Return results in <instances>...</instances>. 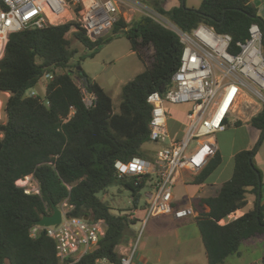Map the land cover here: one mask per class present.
<instances>
[{
  "label": "trees",
  "instance_id": "16d2710c",
  "mask_svg": "<svg viewBox=\"0 0 264 264\" xmlns=\"http://www.w3.org/2000/svg\"><path fill=\"white\" fill-rule=\"evenodd\" d=\"M164 2L143 0L183 31L192 32L205 24L217 33L229 34L232 53L238 51V43L249 38L251 25L258 24L264 47V20L251 0H202L198 9L184 3L166 9ZM73 28L80 44L92 50L89 57H94L105 42L125 37L145 63V70L122 87L118 111L80 62L76 68L81 73L75 78L71 62L76 51L67 38ZM108 35L91 42L80 24L72 21L10 36L0 59V92L10 93L4 108L6 122H0V264H60L55 241L45 233L31 238L30 229L65 201L74 206L69 216L94 217L107 224L105 236L75 264H98L103 258L121 264L117 248L133 237L131 226L137 219L123 211L113 213L98 194L113 185L125 187L132 192L137 209L148 177L119 178L115 163L149 157L143 151V146L152 142L148 97L168 91L180 66L183 46L174 31L144 14L132 22L121 16ZM46 73H52L54 79L46 85L44 99L28 96ZM83 89L93 99L91 106L85 102ZM250 125L261 135L259 145L237 153L231 180L215 196L193 204L209 264L223 263L239 253L243 242L264 235V204L259 201L264 183L254 163L264 140V107ZM220 164L221 157L216 154L195 183H204ZM30 175L38 181L41 195H26L16 185ZM249 195L255 198L254 207L225 223L228 216L248 205Z\"/></svg>",
  "mask_w": 264,
  "mask_h": 264
},
{
  "label": "built area",
  "instance_id": "2783aa9c",
  "mask_svg": "<svg viewBox=\"0 0 264 264\" xmlns=\"http://www.w3.org/2000/svg\"><path fill=\"white\" fill-rule=\"evenodd\" d=\"M122 4L174 31L183 46L180 66L172 76L168 91L165 94L155 92L148 97L152 107L150 139L159 145L154 158L135 157L127 163H115L119 178L146 176V185L153 188L145 194V216L140 220L142 228L138 238L121 254V264H132L149 218L171 215L181 220L198 216L193 206L174 205V188L182 172L198 176L216 156V135L225 130L227 119L238 112L245 100L260 101L263 109L264 47L258 24L251 25L249 38L238 43V51L232 53L229 34L217 33L205 24L192 32L183 31L140 0H0V59L12 34L72 21L80 24L91 42H96L112 31L122 16ZM43 78L51 81L54 75L46 73ZM83 93L86 102L88 94L84 89ZM28 96L36 97L37 94ZM92 102L90 97L87 106ZM183 104L190 106L185 113V128L180 137H172L167 106ZM16 185L26 195H41L33 175L18 180ZM73 208L65 201L60 207L62 220L59 225L46 227L36 223L30 229L31 238L45 233L55 241L60 264L79 262L107 230L102 219L69 216ZM99 263L113 264L107 258Z\"/></svg>",
  "mask_w": 264,
  "mask_h": 264
},
{
  "label": "crops",
  "instance_id": "0c3cea01",
  "mask_svg": "<svg viewBox=\"0 0 264 264\" xmlns=\"http://www.w3.org/2000/svg\"><path fill=\"white\" fill-rule=\"evenodd\" d=\"M140 1L143 2V0ZM166 2L167 0L164 2L166 9L177 7H167ZM180 3H182L181 0ZM251 3L257 8L258 15L264 20V0H251ZM122 8L128 9L123 12V16L127 21L136 20L142 15L141 11L129 9L127 5ZM261 110L262 107L259 106L257 101L245 100L238 112L227 119L225 130L216 135L217 154L221 157L220 166L202 184L195 183L194 180L197 176L189 172H182L174 188L173 201L175 206H193L194 202L201 198L213 197L224 183L231 180L235 155L241 151L253 150L255 143L261 139V135L258 136L253 130L251 132L249 128H253L250 121ZM230 128L235 129L230 130ZM240 136L242 142L239 141ZM0 137L2 136L0 135ZM224 139L229 140L230 149L223 150L222 141ZM262 196L260 203L264 204V185ZM254 201L255 198L249 195L248 205L246 206L249 210L254 207ZM240 211L227 217L225 223L245 214ZM144 216L145 208L140 211L136 209L131 217H135L138 221L142 220ZM141 239L132 264H209L196 217L181 220L175 219L171 215L151 217L145 224ZM133 242V239L130 238L127 244L118 246V252L120 254L124 253ZM263 258L264 235L243 242L239 253L230 256L221 264H264Z\"/></svg>",
  "mask_w": 264,
  "mask_h": 264
},
{
  "label": "rangeland",
  "instance_id": "374dc122",
  "mask_svg": "<svg viewBox=\"0 0 264 264\" xmlns=\"http://www.w3.org/2000/svg\"><path fill=\"white\" fill-rule=\"evenodd\" d=\"M181 1L186 5L187 8L193 9H198L202 3V0ZM179 5H181L180 0H167L166 2V6L170 8ZM123 6L124 5L122 4V7ZM122 7L121 15L123 16V12L127 11L128 9H124ZM128 22L132 21L129 20ZM75 31L76 29L73 28L71 32L67 34V38L71 42V49L76 51V58L71 62L74 65L73 70L75 72V78L77 77V72L81 73L78 68H76L77 62H80V65L86 75L93 81L100 84L109 94V96L113 100L115 110L118 111L120 103L122 101V87L125 84L133 81L138 74L142 73L145 70V63H143L139 59L137 54L132 51L131 44L125 37L114 38L111 41L105 42L101 46V49L94 55V57H89V54L92 52V50L85 48L80 44V42L74 37ZM149 52L151 53L152 50ZM58 72L61 73L62 70H58ZM48 82V80L42 78L38 86L32 90H29L27 95L35 93L42 99H44L45 88ZM9 94L10 93L0 92V122L2 123H5L7 119L4 108L7 99L10 97ZM86 102L87 104H90V97H86ZM258 103L259 106L262 107V103L260 101ZM167 107L171 114V120L169 122L170 134L172 137H180L185 128V113L189 110L190 106L188 104H183L168 105ZM249 128L250 131L253 130L258 136H260L258 131L251 127ZM233 129L230 128V130ZM241 140L242 138L240 136L239 141ZM259 142L260 140L255 143L254 148L259 145ZM222 145L223 150L228 148L230 149L231 146L229 140L227 139H224L222 141ZM158 148L159 145L154 142L145 144L143 146V151L149 156L147 159H150V157L151 159L154 158V155L157 152ZM254 163L256 167L262 172V176L264 177V140L254 157ZM33 183L35 185V182ZM152 190L153 188L150 186L142 188L141 198L137 210L140 211L146 207L147 198L145 197V194L148 192H152ZM98 197L110 205L113 213L118 214L120 213V211H123V213L126 214H133L136 210L132 202V192L125 187L113 185L106 191L99 193ZM248 211L249 208L245 207L240 212L246 213ZM131 218L134 219L135 217ZM141 225V221L138 220L131 226V232L133 234L132 239L134 242L138 238V234L142 228Z\"/></svg>",
  "mask_w": 264,
  "mask_h": 264
},
{
  "label": "water",
  "instance_id": "95a60500",
  "mask_svg": "<svg viewBox=\"0 0 264 264\" xmlns=\"http://www.w3.org/2000/svg\"><path fill=\"white\" fill-rule=\"evenodd\" d=\"M263 136H264V132L262 134V137ZM85 218L88 219L89 217H85ZM61 220H62L61 209L55 206L53 214L44 215L37 223L41 226L48 227V226L59 225L61 223Z\"/></svg>",
  "mask_w": 264,
  "mask_h": 264
},
{
  "label": "bare ground",
  "instance_id": "6f19581e",
  "mask_svg": "<svg viewBox=\"0 0 264 264\" xmlns=\"http://www.w3.org/2000/svg\"><path fill=\"white\" fill-rule=\"evenodd\" d=\"M10 95V94H9Z\"/></svg>",
  "mask_w": 264,
  "mask_h": 264
}]
</instances>
